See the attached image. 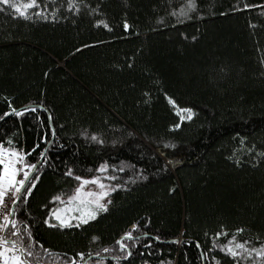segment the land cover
Segmentation results:
<instances>
[{"label": "trees", "instance_id": "obj_1", "mask_svg": "<svg viewBox=\"0 0 264 264\" xmlns=\"http://www.w3.org/2000/svg\"><path fill=\"white\" fill-rule=\"evenodd\" d=\"M186 2L76 0L69 9L68 0H39L46 20L35 9L31 19L19 17L0 3V115L9 103L37 109L0 120V138L31 152L29 161L42 150L49 157L16 213L43 245L33 247V264H67L80 251L110 257L89 264H215L213 256L220 264H259L254 255L237 261L212 245L221 225L230 234L243 228L236 235L249 246L264 243V0H196L181 15ZM243 3L262 7L233 11ZM169 97L192 108L193 119L180 121ZM105 161L127 165L107 173L117 177L111 185H122L108 210L80 228L46 226L58 205L51 197L75 186L67 168L102 175L95 169ZM134 222V235L149 236L124 260L114 241ZM154 236L161 239L146 247Z\"/></svg>", "mask_w": 264, "mask_h": 264}, {"label": "snow or ice", "instance_id": "obj_2", "mask_svg": "<svg viewBox=\"0 0 264 264\" xmlns=\"http://www.w3.org/2000/svg\"><path fill=\"white\" fill-rule=\"evenodd\" d=\"M0 3L10 7L13 12L25 19H31L28 15L29 10L35 9L34 16L42 19H48L43 8L39 4V0H27V2L16 3L13 0H0ZM67 7L69 9L77 8L76 0H68ZM262 7L261 5H253L249 3H243L241 8H234L233 11H245L250 8ZM196 0H187L186 10L181 11V15H187L188 10H195ZM264 15V11L261 12ZM172 15H176L175 12ZM190 18V17H189ZM98 25L102 24L103 27L109 28V25L103 21L97 20ZM254 27V25H250ZM123 28L127 30L129 24L127 21L123 23ZM195 39V38H194ZM169 104L176 110V114L179 116L180 121H190L195 115L192 108H179L176 102L170 97L168 98ZM9 111H5L3 115H0V120H3L9 114H13L16 117H22L25 113H35L37 109L35 107H24L17 109L12 107L11 103L8 104ZM37 119H39L37 117ZM52 117L49 115L48 120L51 121ZM172 129H178L181 127L180 123H176L170 126ZM51 135L56 136L55 130H51ZM86 135V133H81ZM91 140L98 143H103L102 140H98L96 134L91 135ZM42 141H46L49 145L54 142L49 141L47 136L41 137ZM241 144L244 143V139H240ZM7 143L8 146H5ZM167 147H174L175 145H166ZM40 146L37 144L32 151H35ZM252 151V149H248ZM31 152H25L22 148L13 145V139L0 138V264H33L31 259L34 256L39 255L38 252L33 251L35 245L43 248V245L39 244V241H34V237L29 229V225L16 218V213L20 211L18 202L24 204L28 201L33 190L37 186V182L41 179L39 172L47 165L49 157L47 150L39 151V155L36 161H29L28 157ZM259 156L264 157V152L258 153ZM231 158V157H230ZM127 165L123 164L120 167L116 165H109L107 161L101 163L96 169V173L102 175L82 176L75 174L72 168H67L63 173L65 176L73 179L76 183L70 194L65 195L60 193L51 197L52 202L58 203L59 207H53L48 211L47 216L43 220V223L50 228H80L82 225H86L91 220H95L97 215L108 210V204L111 202L110 194L122 185L117 183L114 185L107 184L105 181H114L117 179L114 175H107L109 169H114L118 172H123ZM89 171H92L89 169ZM138 178L144 179L145 177L137 174ZM131 179V177L129 178ZM133 183L135 181H132ZM55 221V222H53ZM23 225V228L20 227ZM140 227L137 223H132L130 229L123 232L119 239L114 241L124 253L123 259L127 260L132 256L131 249L136 246L144 237L149 236L147 232H141L139 235H134V230ZM224 226L221 225V230L214 233L213 236V248H219L226 256L237 260L239 258H250L253 255L260 258L259 264H264V243H260L258 247L249 246L250 241L238 240L237 235L244 231L243 228L237 227L234 232L230 234L224 231ZM230 237L226 243L218 244L217 240L220 237ZM93 241L98 240L96 236L92 237ZM159 236L151 237L148 240L147 246H150L152 241H159ZM257 240L260 237L256 238ZM125 241H131L132 243H126ZM172 243H179V241L173 240ZM197 249L201 247L199 242L196 243ZM44 252H48L47 248L43 249ZM103 252H110L111 249L104 247ZM87 256L99 257L100 253H85L83 251L75 253L74 256L67 258V264H89V261L85 259ZM207 253H202L200 259H204ZM113 259H120V257H113ZM215 264H220V261L215 256L211 257ZM55 264V262H51ZM96 264H102V261H96ZM144 264H148L144 261ZM160 264H171V261H161Z\"/></svg>", "mask_w": 264, "mask_h": 264}, {"label": "water", "instance_id": "obj_3", "mask_svg": "<svg viewBox=\"0 0 264 264\" xmlns=\"http://www.w3.org/2000/svg\"><path fill=\"white\" fill-rule=\"evenodd\" d=\"M91 258H96V259H107V258H110L108 256H105L104 254L100 255L99 257H96V256H89L86 258V260L88 259H91Z\"/></svg>", "mask_w": 264, "mask_h": 264}, {"label": "rangeland", "instance_id": "obj_4", "mask_svg": "<svg viewBox=\"0 0 264 264\" xmlns=\"http://www.w3.org/2000/svg\"><path fill=\"white\" fill-rule=\"evenodd\" d=\"M22 2H27V0H25V1H22ZM21 2V3H22ZM105 183H107V184H110L108 181H105ZM106 199H110V197L109 198H106ZM60 205L58 204L56 207H59Z\"/></svg>", "mask_w": 264, "mask_h": 264}]
</instances>
